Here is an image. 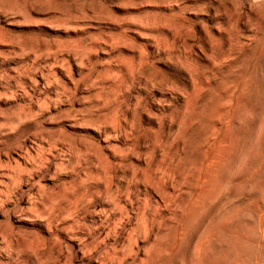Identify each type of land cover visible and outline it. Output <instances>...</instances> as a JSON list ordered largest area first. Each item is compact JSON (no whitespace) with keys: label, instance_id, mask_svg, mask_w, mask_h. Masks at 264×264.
<instances>
[{"label":"rangeland","instance_id":"rangeland-1","mask_svg":"<svg viewBox=\"0 0 264 264\" xmlns=\"http://www.w3.org/2000/svg\"><path fill=\"white\" fill-rule=\"evenodd\" d=\"M120 261L264 264V0H0V264Z\"/></svg>","mask_w":264,"mask_h":264},{"label":"bare ground","instance_id":"bare-ground-1","mask_svg":"<svg viewBox=\"0 0 264 264\" xmlns=\"http://www.w3.org/2000/svg\"><path fill=\"white\" fill-rule=\"evenodd\" d=\"M168 179H170V178H168ZM174 181V180H173ZM168 182V181H167ZM171 187H172V185H171ZM196 187V186H195ZM171 191V190H170ZM172 191H174V190H172ZM165 193V192H164ZM161 197V196H160ZM100 220H101V217L99 218ZM123 222V221H122ZM104 225H106V223H105V221H102V223H101V228H103V226ZM117 226V225H116ZM222 226V225H221ZM121 228V226H118V228ZM144 227V226H143ZM142 227V228H143ZM150 227H151V225H150ZM144 230H145V228H143ZM153 229V228H152ZM113 231H116L117 230V227H115V228H113L112 229ZM112 230H111V232H112ZM143 230V231H144ZM154 230V229H153ZM117 232V231H116ZM116 232H113V234H112V236H114V233H116ZM145 232V231H144ZM110 235H111V233H110ZM134 237V236H133ZM132 237V238H133ZM130 239V238H129ZM133 240V239H132ZM130 242H129V244H128V246H127V251L125 252L127 255L128 254H130L131 252H132V254H133V252L136 250V246H138V245H136V243L135 242H133V241H131V239L129 240ZM138 244V243H137ZM128 252V253H127ZM136 252V251H135ZM131 254V255H132ZM203 254V253H202ZM124 257H126V255H123ZM133 256V255H132ZM121 260V259H120ZM126 260V259H125ZM125 260H123V262L125 261ZM122 261V260H121ZM120 261V262H121ZM123 262H121V264H123Z\"/></svg>","mask_w":264,"mask_h":264}]
</instances>
